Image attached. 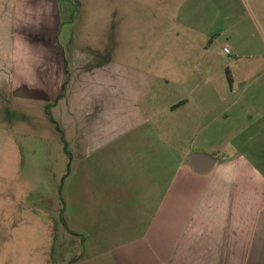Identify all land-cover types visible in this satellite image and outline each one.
I'll use <instances>...</instances> for the list:
<instances>
[{
	"label": "crops",
	"instance_id": "1",
	"mask_svg": "<svg viewBox=\"0 0 264 264\" xmlns=\"http://www.w3.org/2000/svg\"><path fill=\"white\" fill-rule=\"evenodd\" d=\"M161 6L185 54L221 48L227 78L154 81L112 48L65 47L59 0H0V166L11 110L73 145L75 264H264V0ZM120 10L129 20L128 0ZM192 153L214 168L193 170Z\"/></svg>",
	"mask_w": 264,
	"mask_h": 264
},
{
	"label": "rangeland",
	"instance_id": "2",
	"mask_svg": "<svg viewBox=\"0 0 264 264\" xmlns=\"http://www.w3.org/2000/svg\"><path fill=\"white\" fill-rule=\"evenodd\" d=\"M125 1L59 0L61 43L112 48L118 60L149 70L158 82L193 79L192 75L199 79L205 73L219 82L222 74L227 78L231 62L218 45L207 47V63L203 53H184L188 45L182 26L170 25L164 17L167 9L160 8L159 24L154 20V3L182 5L186 0H128L132 11L129 20L122 21L120 6ZM130 2L139 5L136 8ZM175 29L180 38L174 35ZM228 38L220 35L221 47ZM205 65L212 72H205ZM197 67L202 71L193 72ZM19 112L10 111L14 139L0 166V264H75L84 255V236L75 233V149L70 144L69 153L65 151L61 140L66 137L60 139V134L57 139L53 124L44 117ZM86 259L80 264H88Z\"/></svg>",
	"mask_w": 264,
	"mask_h": 264
},
{
	"label": "water",
	"instance_id": "3",
	"mask_svg": "<svg viewBox=\"0 0 264 264\" xmlns=\"http://www.w3.org/2000/svg\"><path fill=\"white\" fill-rule=\"evenodd\" d=\"M189 162L193 170L199 173L210 172L216 164V160L212 156L204 153H192L189 156Z\"/></svg>",
	"mask_w": 264,
	"mask_h": 264
},
{
	"label": "built area",
	"instance_id": "4",
	"mask_svg": "<svg viewBox=\"0 0 264 264\" xmlns=\"http://www.w3.org/2000/svg\"><path fill=\"white\" fill-rule=\"evenodd\" d=\"M224 52H225L226 54H228V55L231 54V51H230V49H229L228 47H224Z\"/></svg>",
	"mask_w": 264,
	"mask_h": 264
},
{
	"label": "trees",
	"instance_id": "5",
	"mask_svg": "<svg viewBox=\"0 0 264 264\" xmlns=\"http://www.w3.org/2000/svg\"><path fill=\"white\" fill-rule=\"evenodd\" d=\"M59 131L62 133V130L59 128ZM64 140V139H63Z\"/></svg>",
	"mask_w": 264,
	"mask_h": 264
}]
</instances>
